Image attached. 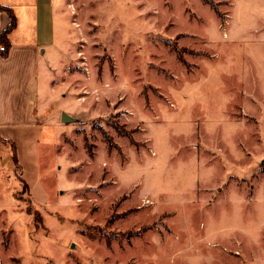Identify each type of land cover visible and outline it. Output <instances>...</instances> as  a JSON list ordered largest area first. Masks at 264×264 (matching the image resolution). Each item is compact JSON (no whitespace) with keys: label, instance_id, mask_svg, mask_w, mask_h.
Listing matches in <instances>:
<instances>
[{"label":"rangeland","instance_id":"obj_1","mask_svg":"<svg viewBox=\"0 0 264 264\" xmlns=\"http://www.w3.org/2000/svg\"><path fill=\"white\" fill-rule=\"evenodd\" d=\"M63 1L37 161L0 139V264H264V0Z\"/></svg>","mask_w":264,"mask_h":264},{"label":"crops","instance_id":"obj_2","mask_svg":"<svg viewBox=\"0 0 264 264\" xmlns=\"http://www.w3.org/2000/svg\"><path fill=\"white\" fill-rule=\"evenodd\" d=\"M64 6L63 0H0V7L12 10L16 18V27L8 35V53L0 57V139L15 146V156L16 146L21 144L22 150L37 161L33 150L37 154L39 142L45 138L37 96L43 93V78H48L49 90L51 84H56V79H50L51 72L61 68L68 50L63 43L74 32ZM9 22L7 13L0 10V32ZM57 23L61 25L59 30ZM58 35L62 42L57 40ZM14 162L29 191L26 169L18 163L19 159L17 162L14 158Z\"/></svg>","mask_w":264,"mask_h":264},{"label":"trees","instance_id":"obj_3","mask_svg":"<svg viewBox=\"0 0 264 264\" xmlns=\"http://www.w3.org/2000/svg\"><path fill=\"white\" fill-rule=\"evenodd\" d=\"M203 3L205 5H208L210 7L211 10L214 11V13L219 17V12L217 11V9L214 7V5L212 4V2H210V0H202ZM0 10L4 11L7 13L8 17H9V24L8 26L0 32V57H6L9 47H10V43H9V39H8V35L10 34V32H12L15 27H16V18L12 12V10L8 9V8H2L0 7ZM12 148V152L15 156V147L14 145H11ZM42 219L41 217H38V222H41ZM39 224V223H37ZM80 233L85 235V232L81 229Z\"/></svg>","mask_w":264,"mask_h":264},{"label":"water","instance_id":"obj_4","mask_svg":"<svg viewBox=\"0 0 264 264\" xmlns=\"http://www.w3.org/2000/svg\"><path fill=\"white\" fill-rule=\"evenodd\" d=\"M61 120H62V122H68L69 121V119L67 118V116L64 115V114L62 115Z\"/></svg>","mask_w":264,"mask_h":264}]
</instances>
